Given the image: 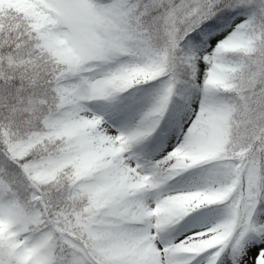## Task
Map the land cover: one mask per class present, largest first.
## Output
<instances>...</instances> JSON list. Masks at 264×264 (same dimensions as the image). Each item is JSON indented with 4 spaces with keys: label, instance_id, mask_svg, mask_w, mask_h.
<instances>
[{
    "label": "snow or ice",
    "instance_id": "obj_1",
    "mask_svg": "<svg viewBox=\"0 0 264 264\" xmlns=\"http://www.w3.org/2000/svg\"><path fill=\"white\" fill-rule=\"evenodd\" d=\"M0 264H264V0H0Z\"/></svg>",
    "mask_w": 264,
    "mask_h": 264
}]
</instances>
